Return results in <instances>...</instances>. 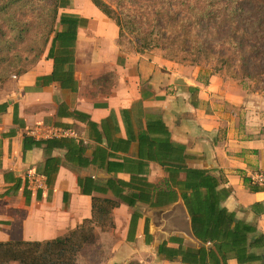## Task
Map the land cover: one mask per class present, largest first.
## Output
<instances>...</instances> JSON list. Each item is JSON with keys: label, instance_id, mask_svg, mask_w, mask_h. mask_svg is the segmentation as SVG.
Masks as SVG:
<instances>
[{"label": "crops", "instance_id": "obj_1", "mask_svg": "<svg viewBox=\"0 0 264 264\" xmlns=\"http://www.w3.org/2000/svg\"><path fill=\"white\" fill-rule=\"evenodd\" d=\"M87 5L92 4L88 0H70L68 7L61 8L64 14L82 18V25L76 28L73 50V76L77 80L75 90L61 87L59 82L36 83L37 77L51 70L52 61L45 57L19 74L15 81L5 82L0 87V104H7L4 110H0V242H42L61 237L91 218L92 197L114 199L108 193H80L77 176L99 178L96 177L98 169L106 174L101 178L110 176V173L93 164L87 167L70 165L64 160L62 148H54L51 152L61 161L49 195L44 184L36 195L37 188L27 185L26 181L29 191L23 193L21 185L13 193L12 187H9L11 183L2 178V170H10L21 177H25L27 171L38 173L36 170L44 159L43 152L38 147H32L22 155L23 132L35 138L50 137V129L59 127L54 122L60 121L73 123L71 128L75 127V132L86 139L85 136L92 130L64 114L71 109L88 114L89 120L97 124L106 118L110 123L107 127L112 132V140L115 136L128 138L134 132V147L138 145V135L147 133L148 121L163 123L170 140L184 145L185 153L190 155L184 160L185 165L212 169L216 174L219 170L227 171L226 181L219 186L228 189L229 194L221 205L234 211L236 218L253 224L264 240V190L248 189L249 180L250 183L263 185L254 180L255 175L264 170L262 93L246 92L221 81L216 75L202 81L197 71L191 72L186 67L177 72L169 67L163 69L161 64L148 60L143 53L125 52L114 43L119 30L116 23L93 5L86 13ZM106 68L113 69L116 74V83L110 92L97 95L88 92V79ZM177 77L184 79V83H177ZM58 106L61 114L56 116ZM21 124L23 126H19ZM12 130L14 135L6 134ZM3 134L6 135L2 137ZM86 140L88 145L84 156L89 158L96 142L90 138ZM100 142L105 145L104 138ZM132 146L133 142L126 154L117 152L106 155V158L122 160L125 156L131 157ZM141 160L146 161L141 169L134 171V175H142L148 182L164 188L162 179L167 174L164 167L155 160ZM135 162L140 161L134 156ZM116 176L127 180L129 173L119 172ZM243 178L249 180L245 182ZM138 205L140 217L136 220L132 238L127 237L128 224L136 206L132 208L119 203L111 209L110 234L115 240L110 246L108 259L106 257L103 263L199 264L193 254L185 260L162 257L158 253V244L161 243L148 233L150 238L145 236L144 226L146 222L148 224V219L141 212L143 206L158 205ZM172 236L184 237L181 234ZM169 239L164 241L166 245L176 247ZM251 251H264V241L261 247ZM253 262H238L228 257L224 264Z\"/></svg>", "mask_w": 264, "mask_h": 264}, {"label": "trees", "instance_id": "obj_2", "mask_svg": "<svg viewBox=\"0 0 264 264\" xmlns=\"http://www.w3.org/2000/svg\"><path fill=\"white\" fill-rule=\"evenodd\" d=\"M148 1L169 5L170 0ZM69 3L70 0H0V83L11 74L23 73L26 65L34 63L47 47L45 56L51 59L52 67L48 74L37 77L36 83L40 81L44 85L59 82L61 87L76 89L73 50L76 28L82 25V18L64 13L57 17L58 8L68 7ZM90 3L108 18L114 15L113 8L105 1L90 0ZM178 3H191L187 8L195 23L211 21L224 24L240 21L247 23L252 34L264 31V0H179ZM56 21L59 22V28L51 34ZM115 22L120 26L119 22ZM27 32L30 35L25 37ZM215 72V69L210 71L211 75ZM6 105L0 104V110H4ZM59 114L61 112L58 106L56 116ZM64 114L86 124L92 130L90 136H85L96 142L89 158L84 156L88 143L83 145L79 138H35L25 132L21 133L22 155L32 147L42 150L44 159L36 171L44 177L47 195L51 193L61 161L51 152L54 148H62L64 160L70 165L87 167L93 164L110 173V176L104 178L77 176L80 193H108L114 199L92 197L91 218L61 237L42 242H0V264H102L115 240L110 234L111 209L114 206L119 203L132 208L136 206L137 209L130 214L128 224L127 237L132 238L136 220L140 217L138 203L162 205L176 200L177 196L182 198L194 237L204 246L196 248L192 241L182 236H172L169 241L175 243L176 247H169L165 242L158 244V253L162 257L185 260L189 254H193L192 257L198 259L199 264H224L228 257L238 262L254 261L253 264H263L264 251H251L263 245V235L253 224L236 218L234 211L221 205L229 194L228 189L219 186L226 181L227 171L219 170L216 174L212 169L185 165L184 160L190 155L185 153L184 145L170 140L166 126L160 121H148L147 133L138 135V145L134 147V132L128 138L115 136L111 139L112 132L107 127L110 123L106 118L97 124L89 120L88 114L75 109L66 110ZM54 124L74 132L76 130L75 127L71 128L73 123L56 121ZM6 134L14 135L15 131ZM103 138L105 145L100 142ZM132 142L131 157L125 156L122 160L106 158V155H115L117 152L126 154ZM134 156L140 162L134 163ZM141 159L155 160L164 167L167 171L162 179L164 188L148 182L142 175H134V171L141 169L146 161ZM119 172L129 173V178L123 180L117 177ZM1 174L5 182L11 183L9 187H12L13 193L21 185L23 193L29 191L25 186V177L14 175L10 170H2ZM248 180L243 178L245 182ZM254 184L249 180L248 189L264 190V185ZM38 189L36 195L39 193ZM144 233L150 238L147 234V222Z\"/></svg>", "mask_w": 264, "mask_h": 264}, {"label": "rangeland", "instance_id": "obj_3", "mask_svg": "<svg viewBox=\"0 0 264 264\" xmlns=\"http://www.w3.org/2000/svg\"><path fill=\"white\" fill-rule=\"evenodd\" d=\"M103 1L114 10L110 19L120 24L114 43L125 52L143 53L148 60L161 64L163 69L169 67L177 72L186 67L191 72L197 71L202 81L215 69L213 75L221 81L249 93H262L264 97V31L253 35L247 23L240 21L195 23L187 8L191 3H178L179 0L168 1L169 5L148 0ZM63 13L65 11L58 8L57 17ZM58 28L56 21L51 34ZM29 35L27 32L25 37ZM46 53L47 47L24 70L47 58ZM18 75L11 74L0 87L5 82L15 81ZM115 83L114 70L106 68L88 79L87 90L94 95L109 93Z\"/></svg>", "mask_w": 264, "mask_h": 264}, {"label": "water", "instance_id": "obj_4", "mask_svg": "<svg viewBox=\"0 0 264 264\" xmlns=\"http://www.w3.org/2000/svg\"><path fill=\"white\" fill-rule=\"evenodd\" d=\"M177 83H184V79L177 77ZM103 170L96 171V177H103ZM142 215L148 219L147 233L157 242L162 243L171 235L181 234L194 242L197 247H203L202 242L196 239L191 231L190 220L183 204L182 198L177 197L175 201L158 205L143 206Z\"/></svg>", "mask_w": 264, "mask_h": 264}, {"label": "built area", "instance_id": "obj_5", "mask_svg": "<svg viewBox=\"0 0 264 264\" xmlns=\"http://www.w3.org/2000/svg\"><path fill=\"white\" fill-rule=\"evenodd\" d=\"M49 132L51 136H72L75 138H79L83 145L87 144L86 139L80 137L76 132L71 129H64L61 127L54 126L50 129ZM254 180L258 184L264 185V170H261L259 173H257L254 177ZM25 181L27 185L39 188L44 182V177L40 174H36L35 172L29 171L25 175Z\"/></svg>", "mask_w": 264, "mask_h": 264}, {"label": "bare ground", "instance_id": "obj_6", "mask_svg": "<svg viewBox=\"0 0 264 264\" xmlns=\"http://www.w3.org/2000/svg\"><path fill=\"white\" fill-rule=\"evenodd\" d=\"M93 6L92 5H87L85 6V8H88V9H85L84 11H87L86 13H89V9H91Z\"/></svg>", "mask_w": 264, "mask_h": 264}]
</instances>
